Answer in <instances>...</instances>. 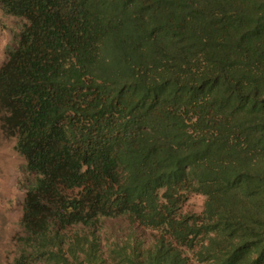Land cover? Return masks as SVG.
Segmentation results:
<instances>
[{
    "label": "trees",
    "instance_id": "obj_1",
    "mask_svg": "<svg viewBox=\"0 0 264 264\" xmlns=\"http://www.w3.org/2000/svg\"><path fill=\"white\" fill-rule=\"evenodd\" d=\"M0 8L22 21L0 134L30 178L13 264H264V0ZM113 219L154 239L106 256Z\"/></svg>",
    "mask_w": 264,
    "mask_h": 264
},
{
    "label": "rangeland",
    "instance_id": "obj_2",
    "mask_svg": "<svg viewBox=\"0 0 264 264\" xmlns=\"http://www.w3.org/2000/svg\"><path fill=\"white\" fill-rule=\"evenodd\" d=\"M21 27V20L5 14L0 8V67L7 59V49L16 45ZM25 166L24 158L15 150V140L0 134V264H13L17 255L16 239L22 233L20 221L30 183ZM204 204V196H193L185 211L199 215ZM102 232L106 256L114 243H123L134 232L145 244L155 235L149 230L132 227L126 219L105 221ZM188 255L195 263L193 255Z\"/></svg>",
    "mask_w": 264,
    "mask_h": 264
}]
</instances>
